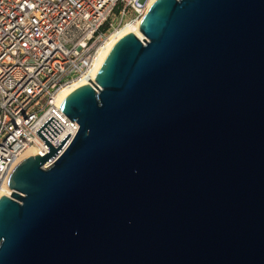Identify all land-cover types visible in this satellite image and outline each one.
<instances>
[{"label": "water", "instance_id": "water-1", "mask_svg": "<svg viewBox=\"0 0 264 264\" xmlns=\"http://www.w3.org/2000/svg\"><path fill=\"white\" fill-rule=\"evenodd\" d=\"M79 127L13 168L0 264H264V0H153Z\"/></svg>", "mask_w": 264, "mask_h": 264}, {"label": "built area", "instance_id": "built-area-1", "mask_svg": "<svg viewBox=\"0 0 264 264\" xmlns=\"http://www.w3.org/2000/svg\"><path fill=\"white\" fill-rule=\"evenodd\" d=\"M145 2L0 0V190L26 149L49 150L35 130L50 116L63 126L53 147L75 135L79 125L62 112L60 93L94 81L110 36L130 12L142 17Z\"/></svg>", "mask_w": 264, "mask_h": 264}, {"label": "bare ground", "instance_id": "bare-ground-1", "mask_svg": "<svg viewBox=\"0 0 264 264\" xmlns=\"http://www.w3.org/2000/svg\"><path fill=\"white\" fill-rule=\"evenodd\" d=\"M152 1L153 0H147V2H145V5H144L142 10L144 11L145 7L149 6V4ZM140 18H141V15H140V17H137L133 20L126 21L125 23H123L121 25V27L118 30H116L115 32L112 33V35L110 36V39L107 42L105 49L103 50V52L100 55V58H99L98 63H97V68L100 67L101 63L103 62L105 56L107 55V53L110 50V48L112 47V45L121 36H123L124 34H126L128 32H134L140 36V34L138 32V24H139ZM82 84H84V82L78 81V82H76L70 86L65 87L59 95V100H61L64 96H66L74 88H76ZM34 153H35V151L33 148H28L24 151L23 154L28 156V155H32ZM10 193H11V189L8 187V185H4V187L0 190V195H4V194L9 195Z\"/></svg>", "mask_w": 264, "mask_h": 264}, {"label": "rangeland", "instance_id": "rangeland-1", "mask_svg": "<svg viewBox=\"0 0 264 264\" xmlns=\"http://www.w3.org/2000/svg\"><path fill=\"white\" fill-rule=\"evenodd\" d=\"M136 17H137V13H135V12H130V14L127 15V17L125 18L124 22L129 21V20H133V19H135Z\"/></svg>", "mask_w": 264, "mask_h": 264}]
</instances>
